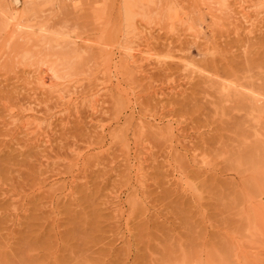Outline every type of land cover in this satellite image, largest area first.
<instances>
[{"label": "rangeland", "instance_id": "obj_1", "mask_svg": "<svg viewBox=\"0 0 264 264\" xmlns=\"http://www.w3.org/2000/svg\"><path fill=\"white\" fill-rule=\"evenodd\" d=\"M257 1L0 0V264H264Z\"/></svg>", "mask_w": 264, "mask_h": 264}, {"label": "bare ground", "instance_id": "obj_2", "mask_svg": "<svg viewBox=\"0 0 264 264\" xmlns=\"http://www.w3.org/2000/svg\"><path fill=\"white\" fill-rule=\"evenodd\" d=\"M131 1L132 0H125V4L128 6L130 3H131ZM253 1L254 0H240V8H242V10H241V12H243V10H244V5L246 4V3H250V2H252L253 3ZM242 2V3H241ZM256 2V1H255ZM258 3H260V5H262V10H263V12L262 13H264V0H258L257 1ZM2 6H4L3 4L1 5V7ZM207 7H208V5H207ZM2 9H6L5 11H3L2 10V12H3V15H1L2 16V19H1V17H0V20H1V25L2 26H0V27H3V28H5L4 30H6L7 32L9 31L10 32V28L12 29V31H14V28H17V23H19V22H17V21H19L18 20V18H17V16H15L14 15V11H13V9L11 8V6H8V5H6V6H4ZM208 9H210L209 7H208ZM1 13V12H0ZM245 18V17H244ZM246 20H247V22H250V20L248 19V16H246V18H245ZM21 25V23L20 24H18V27ZM24 27V26H23ZM22 27V28H23ZM27 27V26H26ZM20 28H21V26H20ZM30 28H33V27H30ZM23 29H26V28H23ZM22 29V30H23ZM126 29V30H125ZM32 30V29H31ZM41 30H43V32L46 34V33H49V31H47V29H41ZM124 30H125V37H123V38H125V41H124V43L121 45V52H120V57H121V59L122 60H124L125 61V59H126V61L128 62H126V64L121 60V62L122 63H124L125 65H132L133 67L135 66V68L137 67V68H139V66H140V64H139V62H138V59H137V57H139L140 56V63H143V62H150L152 59H154L155 57L153 56V55H151V54H149V50L148 49H135V47H134V43H135V41H136V38L134 37V36H132V37H130L129 38V27L128 26H126L125 25V27H124ZM51 31V30H50ZM124 33V32H123ZM53 34H55V33H53ZM7 35V34H6ZM48 35V34H47ZM51 35V34H50ZM136 36V35H135ZM48 38V37H47ZM13 39V38H12ZM124 58V59H123ZM152 62V61H151ZM150 62V63H151ZM161 63V62H160ZM44 67H46L47 69H48V71H50V72H52L51 74H52V77H54V78H62L60 75H59V70L57 69V66H53V65H49V63L47 64V63H45L44 65H43ZM128 69H129V66H126ZM43 68V67H42ZM36 69V71H35V74L38 76V82H39V84L41 85V86H44V87H46V86H49L50 85V83L48 82V81H46V79H45V74H46V71H44L43 69ZM130 70V69H129ZM36 81H37V79H36ZM70 83V82H69ZM52 84V83H51ZM54 84H55V82H54ZM68 85V84H67ZM69 86V91H70V89H72V85L70 86V85H68ZM79 86V85H78ZM51 87V86H50ZM53 87V86H52ZM42 88V87H41ZM79 88V87H78ZM77 88V89H78ZM81 88V87H80ZM68 89V88H67ZM74 89H76V87L74 86ZM217 90H218V93H219V95H221L223 98H225V99H231V98H233V97H237V96H240V95H244V93L241 91V89H236V88H234L233 86H229V85H227V86H219V89H218V87H217ZM68 91V90H67ZM75 92V91H74ZM66 93H68V92H66ZM65 94V93H64ZM74 94V93H73ZM73 94H72V96H73ZM76 96V95H75ZM63 97V96H62ZM63 98H65V97H63ZM73 99V98H72ZM63 100V99H62ZM70 100V99H69ZM69 100H68V103H69ZM251 100H252V102L250 101V104H252L251 106L253 107V108H255V110L254 109H252V113H250L249 114V116H252L254 119H257V120H255V122L253 123V126L256 128V127H258L259 126V118L262 116V113H264V111H262L261 109H263V108H260V107H263L260 103V99L258 100V99H255V98H251ZM95 101H97V100H95ZM77 102V99H74V101L73 100H71L70 101V104H74V103H76ZM264 103V102H263ZM91 107L92 108H94L95 107V102L93 101L92 102V104H91ZM257 108H259L260 110H256ZM32 124V123H31ZM34 124V123H33ZM32 124V125H33ZM256 137H260V136H258V135H256ZM250 168H253V167H250ZM261 210H262V208L260 207L259 208V217H260V213H261Z\"/></svg>", "mask_w": 264, "mask_h": 264}]
</instances>
